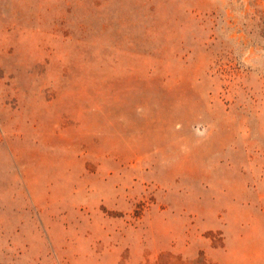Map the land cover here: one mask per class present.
I'll return each mask as SVG.
<instances>
[{"label":"rangeland","instance_id":"obj_1","mask_svg":"<svg viewBox=\"0 0 264 264\" xmlns=\"http://www.w3.org/2000/svg\"><path fill=\"white\" fill-rule=\"evenodd\" d=\"M0 264H264V0H0Z\"/></svg>","mask_w":264,"mask_h":264}]
</instances>
